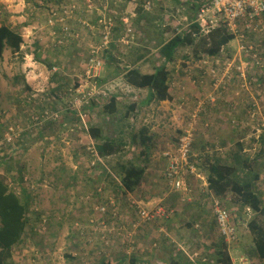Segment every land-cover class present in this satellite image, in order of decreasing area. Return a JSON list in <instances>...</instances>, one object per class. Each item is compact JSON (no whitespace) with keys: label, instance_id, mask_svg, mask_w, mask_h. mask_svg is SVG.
Returning a JSON list of instances; mask_svg holds the SVG:
<instances>
[{"label":"rangeland","instance_id":"374dc122","mask_svg":"<svg viewBox=\"0 0 264 264\" xmlns=\"http://www.w3.org/2000/svg\"><path fill=\"white\" fill-rule=\"evenodd\" d=\"M19 1L22 0L0 1V21L23 38L17 55L7 51L6 58L0 59V139L8 127L22 129L13 144L0 149V173L19 195L28 191L33 197L30 224L21 242L14 247V263L100 264L103 258L117 263L136 252L143 260L140 264H165V258L170 260L175 251L189 259L191 250L220 239L214 221L207 222L210 228L200 227L201 230L186 226L191 216L189 209L180 210L181 202L169 187L166 189L165 170L169 160L165 153L173 151L181 135L191 134L193 145L189 162L194 165V173L184 167L183 170L188 171L181 174L188 187L189 181L201 182L206 176L207 167L198 159L200 147L211 157L227 160V155L239 142L245 148L246 153L242 154L253 160L254 170L260 176L264 174V151L260 152L261 147L264 149L261 140L264 136V19L258 18L256 31L246 32L243 43L252 47L248 52L239 50L240 43L233 39L221 49L219 57L216 56L218 64L204 56L197 61L187 48H179L176 58L180 60L176 59L174 64L169 62V68L183 74L179 77L180 90L176 93L171 90L172 100L139 108L136 120L132 122L128 117L129 122L124 126V133L128 132L125 139L130 126L132 131L149 126L152 134L156 132L151 146L144 147L147 156L139 154L142 146L130 144L129 137L126 140L129 147L124 149L128 150L127 154L107 157L106 162L101 157V161L92 164L95 159L89 147L97 151V142L85 130L90 122L100 121L102 113L95 106L84 113L82 106L103 105L110 95L119 92L124 96L119 100L121 109L118 106L120 114L123 113V107L129 104L124 93L130 91L125 90L126 85H120L119 79L110 81V73L113 70L121 73L132 67L150 69L158 59V45L175 31L188 29L198 7L210 0H37L40 4L49 3L46 8H33L34 0H25V7L18 11L15 6L7 7L8 4L18 5ZM71 4L77 8L63 23L50 16L51 10L61 13ZM89 4L92 9L87 11ZM192 10L195 13L190 20ZM100 14L113 19L115 27L110 44L114 46L108 45V49L112 48V57L103 52L105 49H99L98 56L103 58L104 66L94 82L85 72L91 50L99 45L102 28L97 20ZM79 20L87 25L79 24ZM64 27H70L77 36L66 35L63 43H59L63 38L60 29ZM139 55H147V59L137 61ZM26 58H32L33 62L28 65L34 71L30 86L17 75ZM33 59L39 61L34 63ZM213 65L215 72L209 68ZM117 82L124 93L115 87ZM94 85L106 91L105 99L98 94L89 97L88 91L93 93ZM14 86L17 88L13 89ZM78 87L82 98L74 91ZM141 92L135 94L143 98L145 93ZM76 99L85 104L79 105ZM67 108L73 112L68 114V123L64 126L58 121L65 120ZM44 111L53 113L54 119L35 124V117L39 118ZM110 124L105 123L107 133L111 131ZM42 126L47 132H54L52 144H45L43 136L38 144L36 132ZM130 158L146 164L147 171L137 190L128 195L117 194L114 183L119 177L115 163ZM102 164L112 166L114 174L107 172L109 168H100ZM260 189L264 199V180ZM97 205L105 206L104 214L95 210ZM159 205L177 208L172 226L170 223L166 228L162 220L146 223L137 216L136 206L152 210ZM244 210L247 212V215L242 214L244 223L234 217L237 240L229 245L233 246L234 261L264 264L249 255L251 232L247 223L255 213L248 208ZM155 226H161V230L156 229L157 235L152 232ZM199 253L209 258L203 250L199 249ZM239 255L246 256L247 261L237 260L235 256Z\"/></svg>","mask_w":264,"mask_h":264},{"label":"trees","instance_id":"16d2710c","mask_svg":"<svg viewBox=\"0 0 264 264\" xmlns=\"http://www.w3.org/2000/svg\"><path fill=\"white\" fill-rule=\"evenodd\" d=\"M32 3L33 8H46L49 4L47 2L44 4V1L40 4L37 0H34ZM193 6H195V4H192V7ZM197 7H194V9ZM192 11L193 14L188 17L190 20L195 13L194 10ZM262 18L264 19V13ZM166 32L168 33V28L166 29ZM233 39L234 36L227 32L222 26H218L208 34L203 35L200 33L198 24L193 23L188 26V29L181 32L175 31L172 36L166 39L159 48V54L164 58V62H172L175 60L176 51L179 48H187V51L192 53V57L197 61L202 60L203 56V58L215 59L220 53L222 47L226 46ZM22 42L23 38L19 32L0 21V59L3 57V51L5 48H9L12 54L18 53ZM109 45L112 48L114 46L110 43ZM108 47L105 48L103 52H106L109 57H112V48L110 47V49H108ZM185 57L188 58L189 56ZM142 58L143 55H139L137 61ZM169 73V69L165 63L160 67L155 68V70L150 73H142L138 68L132 67L127 68L126 70V81L136 87L146 88L150 100L159 102L171 97L169 89ZM85 105L81 108V111H84V113L98 104ZM99 109L104 113V116L108 115L113 119L114 116L119 113L116 96L114 94L110 95L108 100L100 106ZM134 109L135 104L125 112L124 116H130V113H132ZM67 110L68 111H65L67 113L73 112L70 108H67ZM90 123L91 124H89L87 128V134L91 139L97 142L96 147L99 156L105 158L124 151L126 140L124 135L121 134L122 132H115V136L110 137L104 134L103 128L100 125H95L92 122ZM42 127L38 128V130ZM261 140L263 145L264 136L261 137ZM130 141V144L135 143L142 146V149L139 150V154L145 158L148 154L145 148L151 146L152 143V137L148 135V129L143 127L136 133H132ZM263 151L264 149L261 147L260 152L262 153ZM242 152L246 153L245 148L238 142L236 148L227 155V160H223L219 156H209L204 151V148L200 147V150H198V159L202 161L203 167H207L206 186L209 190L207 191L209 194L207 195L208 198H212L213 201V198L219 197L223 201V205L228 208L233 218L235 217L237 220L242 221V212L244 209L248 208L255 213V216L247 223L249 231L251 232L250 248H248V250L250 249V256L255 257L259 262L263 263L264 204L260 196H258L259 190L254 186V181L258 180L260 175L259 172L254 170L253 160H248ZM117 166L120 170L118 173L120 186L117 187L116 185V188L118 189L117 194L126 195L128 192H134L137 190L145 176L147 168L146 164L138 163L136 159L131 158L124 163L117 164ZM166 180L170 185L167 177ZM169 185H167V187L170 188ZM179 197L180 196H177V199L181 201V198ZM187 202L188 201L185 200L184 202L179 203V209H190ZM32 205L33 197L30 193L28 191H23L19 195V193L9 187L6 177L0 173V264H15L13 259L14 247L21 242L24 231L30 224V209L32 208ZM168 211H171V214H175L177 208H169ZM38 218L40 219V217ZM172 218L173 215L163 218L162 225L167 228L170 225ZM195 221L196 219H191L186 226L192 228ZM160 227H153L152 232L154 231L157 235L156 229H159ZM204 227L210 228V224H202V228ZM198 229L201 230V228ZM165 240L170 242L169 239ZM236 240L237 238L234 241L227 243L221 237L208 246H202L199 249L203 250L204 254L209 256L208 264H232L230 250L233 246L229 245ZM168 245H165V247L168 248ZM137 254L138 253L133 252L125 260L120 259L117 263L103 258L100 264L143 263L142 258ZM151 260L156 261L157 259L151 257ZM188 262L190 261L187 257L180 253L176 254V251L173 255H170V260H168L167 257L164 260L165 264H187Z\"/></svg>","mask_w":264,"mask_h":264},{"label":"built area","instance_id":"2783aa9c","mask_svg":"<svg viewBox=\"0 0 264 264\" xmlns=\"http://www.w3.org/2000/svg\"><path fill=\"white\" fill-rule=\"evenodd\" d=\"M147 6H149V2H147ZM76 8L77 6H75V4H71L67 8L63 9L61 13L51 10L50 16L52 18L55 17L57 22L63 23L65 18L67 20V18L72 16V13ZM91 9V5L89 4L87 11H90ZM263 13L264 0H210L209 2H204L198 7L194 19L191 21V23H189L188 26H190V24L197 23L200 28V33L203 35L208 34L211 30L218 26H222L234 36L238 43H240L238 49L242 52H248L252 47L244 45L243 43L244 38L246 37V32L256 31L259 25L258 18H261ZM80 22L87 25V23H84L83 20H80ZM97 22L102 28L100 41L99 45L95 49L91 50V54L88 56V63L85 72L88 78L92 77L93 80H95L94 82H96L100 76V71L104 65V61L102 60L103 58L98 56L99 49H105L108 47L109 43H111L113 33L112 30L115 27L113 19L105 16L104 14L99 15ZM240 26H242L244 29L240 28ZM60 30L63 34V38L58 40L59 43H63V39L66 38V35L77 36V34L72 33L68 27L61 28ZM217 59L219 58L213 59L211 63L218 64L219 61ZM209 68L211 72H215L214 65ZM92 89L93 93L88 91L89 97L92 98L95 94L100 95L103 99L107 97L105 96L107 94L106 91L100 86L94 85ZM80 90L81 88L78 87L75 88L74 91L76 94L80 95L79 98H82ZM76 101L78 100L76 99ZM78 103L79 105L85 104L81 101H78ZM35 119L37 121L35 124H41L46 120L49 121L54 118L53 113L49 114L47 111H44L42 116L39 118L35 117ZM21 131L22 129L18 126L8 127L5 134L0 139V149H2L4 146H7L8 144H13L14 140L20 135ZM191 145V134L186 132L179 137L178 143L173 151L165 153L169 158V166L165 175L169 179V183L174 190H186V184L181 174L188 170H183L184 167H188L189 172L194 173V165L189 162ZM89 150L95 159L92 164L96 163L97 161H101V156H99L98 152L93 148V146L89 147ZM111 204L113 205L112 201ZM212 204L215 212V220L221 236L227 243L234 241L237 235L232 214L218 198H213ZM136 207L137 216L146 223L156 219L167 218L171 215V211H168L169 209L163 205H159L152 210H147L140 206ZM95 210L100 214H104L106 208L105 206L97 205ZM188 257L193 264H208L209 261L207 256L201 255L199 253V250L188 254ZM241 259H245V261H247L246 257H242Z\"/></svg>","mask_w":264,"mask_h":264},{"label":"crops","instance_id":"0c3cea01","mask_svg":"<svg viewBox=\"0 0 264 264\" xmlns=\"http://www.w3.org/2000/svg\"><path fill=\"white\" fill-rule=\"evenodd\" d=\"M0 1H2L3 3H10L11 2V0H0ZM25 0H22V1H19V4L18 5H12V4H8L7 5V7H13V6H15L16 8V10L15 11H18L19 9H20V7H25ZM28 4V3H27ZM29 5V4H28ZM30 10H31V8H30ZM72 20V21H71ZM71 20H69L68 21V23L70 24V21H71V24H73L74 26H75V22H74V20L73 19H71ZM78 23L80 24V20L78 21ZM28 25V24H27ZM69 29L71 30V28L69 27ZM228 32V31H227ZM235 39V38H234ZM165 42V41H164ZM163 44V42L162 43H160L159 45H158V49L161 47V45ZM228 45V44H227ZM223 48V47H222ZM10 52L11 53V51H10V49L9 48H5L4 49V51H3V59L4 58H6V56H7V54H6V52ZM156 51V50H155ZM149 53H151V52H149ZM16 55H17V53H15ZM15 54H12L11 53V55H15ZM150 55V54H149ZM147 55L146 56H144L143 58H142V61H144V60H146L147 58ZM219 57V56H218ZM24 58V57H23ZM184 58L186 59V57L184 56ZM184 58H182V59H184ZM177 59V60H176ZM216 59V58H215ZM21 60V59H20ZM31 60H32V58H26V62H22L23 63V69L20 71L19 70V72H18V74L17 75H19L20 76V78L22 79V78H24L25 79V83H26V85H28V86H30V85H32V76L34 75V71H31L30 69H29V66L28 65H32L33 64V62H31ZM36 60V59H35ZM34 59H33V61H34V63L35 62H37V61H39V60H36L35 61ZM175 60L176 61H179L180 60V58H175ZM172 61L173 62V64L176 62V61ZM21 63V64H22ZM138 63H140V62H138ZM166 64V66L168 67V69H169V78H170V80H169V89H170V95H172L171 94V90H173V93L175 92H177L178 90H180V88H179V77H180V74H182L181 73V71H179V70H177V69H175V70H173V69H170L169 68V62H164V58H162V56L160 55V54H158V59L157 60H155V62L154 63H152L151 64V67H150V69H147V68H143L142 67V69L140 70L142 73H150V72H153L154 70H155V68H157V67H160L161 65H163V64ZM106 65H107V63H106ZM105 65V66H106ZM104 66V65H103ZM103 66H102V68H103ZM145 66H147L146 64H145ZM52 67H54V66H52ZM54 69H55V67H54ZM102 70V69H101ZM120 71V70H119ZM117 72V71H112L111 73H110V75H111V79H110V81H115V79H119L118 81H119V83H121L120 85H126L127 86V88L125 89L126 91H130L129 92V94H127V93H124V90L120 87V85H119V83L117 82L116 83V88H120L122 91H123V93H124V95H126L127 97V100L129 101V104L126 106V107H123L124 109H123V113H121L120 114V112H121V104L122 103H120L119 102V100H121L122 98H124V96H123V94H121V93H119V92H116L114 95L116 96V101H117V104H118V106L120 107V109H119V113L116 115V116H114V118L113 119H111L108 115H103L104 113L103 112H100V113H102V114H100V116H101V119L103 120V122H102V120L100 119V121L98 120V119H96L94 122H92L93 124H95V125H100L102 128H103V131H104V134L105 135H108V136H110V137H113V136H115V132H118V131H120V132H122L121 134H123L125 137H126V134L128 133H124V126H126L125 124H126V122H129V119L127 120V118L128 117H131L132 119H131V121L132 122H134L135 120H136V111L139 109V108H142V107H144L145 106V108L146 107H148V106H151V104L152 103H154L155 105L154 106H156V105H158V103L159 102H166V100H163V101H159V102H156L155 100H150V96H149V94H148V90L146 89V88H140V87H136V86H134V85H131V84H129L127 81H126V70L124 71V72ZM105 74V73H104ZM62 75V74H61ZM183 75V74H182ZM14 77H16V76H14ZM120 78L122 79L121 81H120ZM15 79V78H14ZM106 80V79H105ZM170 85H172V86H170ZM17 87L16 86H14L13 87V89H16ZM129 89V90H128ZM136 91H142L141 93H145L144 94V96H143V98L139 95V94H135L136 93ZM172 100L173 99V96H171L169 99H167V101L168 100ZM48 103V102H47ZM96 104V103H95ZM94 104V105H95ZM98 105H96L95 107L96 108H98V106L100 107L101 105H99V103H97ZM133 104H135V109L133 110V112L132 113H130V116H127V117H125L124 116V114H125V112H127L131 107H132V105ZM48 107H49V105H48ZM48 107H46V108H48ZM100 110V109H99ZM63 114V113H62ZM68 114L69 113H67V112H65V115L63 116V117H65V120H61V121H58V123H61V125H66L67 123H68V119H69V117L67 118V116H68ZM39 115H40V112H39ZM124 116V117H123ZM106 118L105 119V121L108 123V124H110V123H112V124H110V126H111V131L109 132V133H107L106 132V130H105V121H104V118ZM123 124V126H120V125H118V124ZM91 124V123H90ZM129 124V123H128ZM131 124V123H130ZM143 127H145V128H147L148 129V135H150L151 137H152V140H154V139H156V132L155 131H153V134L150 132V129L148 128L149 126H142V127H140L139 129H141V128H143ZM130 128H131V130H130V132H129V136H128V138L127 139H129V137H131V134L132 133H136L137 131H139V129L138 130H136V131H132V126H130ZM82 130H83V128H82ZM61 131H62V129H61ZM86 131V133H87V130H85ZM46 132H47V128H41V129H39L36 133H37V136H38V144L41 142V139H45V144H52L53 143V136H54V132H47V134H46ZM83 133H84V131H83ZM88 135V134H87ZM41 136H43V138L41 137ZM127 139H125V140H127ZM128 142H126V145H125V147L126 146H128ZM125 147H124V149H125ZM129 147V146H128ZM176 147V146H175ZM43 149V148H42ZM126 151H128V150H126ZM125 150L123 151V152H121V153H118V154H116V155H122V154H127L128 152H126ZM112 156H115V155H112ZM120 156H117V158L118 157H120ZM107 157H111V156H107ZM107 157H105L104 159H106L105 160V162L107 161ZM116 158V159H117ZM131 159V158H130ZM129 159H127V160H123V161H119V160H117V162L115 163V167H117V169H118V172H117V170L115 171L116 173H117V175H118V173H119V168H118V166H117V164H119V163H124V162H126V161H128ZM168 160H169V158H168ZM107 164V163H106ZM108 166V165H107ZM100 168H104V169H107V168H109V169H111V170H107V172H109V173H111V174H114L113 172H112V169H113V167L111 166V167H106V166H104V164H102V165H100L99 166ZM168 167V166H167ZM63 169V168H62ZM166 170H167V168H166ZM166 170H165V172H166ZM147 171V170H146ZM164 173V172H163ZM118 177H119V175H118ZM203 178V177H202ZM201 178V182H198V180L196 181V182H190L189 183V187L187 186V184H186V190H174L172 187H171V185H169L170 186V190L172 191V194H175L176 196H180L179 198H181V201L180 202H184L185 200L186 201H188L187 203V205L190 207V209H189V213H190V218L188 219V222L191 220V219H196V221H195V223H194V226H193V228L194 229H198V228H200V227H202V224L204 225V223H207L208 221H214V223L216 224V227H217V230H218V232H219V228H218V226H217V223H216V220H215V212H214V208H213V204H212V198H208L207 197V195H209L208 193H207V191H209L208 189H207V186H206V176H205V178H203L202 179ZM203 180V181H202ZM264 180V174H262V176H259V178H258V180H256V181H254V186L259 190L260 189V187H261V183H262V181ZM200 181V180H199ZM258 182V183H257ZM114 185H117V187L118 186H120V181H119V179H118V182L117 183H114ZM166 189H168V187L166 188ZM23 192V191H22ZM99 193H100V191H98ZM147 192H149V189H147ZM129 193V192H128ZM128 193L126 194V195H128ZM262 194H263V192H262V190L260 189L259 190V194H258V196H260V198L262 199V201H263V204H264V199L262 198ZM150 195V194H149ZM152 195V194H151ZM150 195V196H151ZM159 195V194H158ZM193 195V196H192ZM216 198H218L221 202H223L219 197H216ZM179 200V199H178ZM182 200H184V201H182ZM242 214H245V215H247V212H246V210H244L243 212H242ZM172 215H174V214H171L170 216H172ZM159 220H164L163 218H161V219H159ZM245 222V219L244 218H242V221H241V223H244ZM160 230H161V228H160ZM219 234H220V232H219ZM220 236H221V234H220ZM222 237V236H221ZM222 239H223V237H222ZM224 240V239H223ZM225 241V240H224ZM226 242V241H225ZM199 250V249H198ZM198 250H191L190 252L191 253H193V252H195V251H198ZM234 254L232 253V251L230 250V256H231V261H232V264H246V262H241V263H238V261H234V256H233ZM239 256H241V257H239ZM239 256H235L236 258H237V260L238 259H240V260H242V261H245V259H241L242 257H246V256H242V255H239ZM239 257V258H238ZM189 260V259H188ZM190 261V260H189ZM188 263H190V264H193L191 261L190 262H188Z\"/></svg>","mask_w":264,"mask_h":264}]
</instances>
